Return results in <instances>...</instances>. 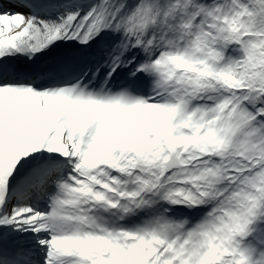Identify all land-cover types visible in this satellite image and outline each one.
<instances>
[{"label": "snow or ice", "instance_id": "obj_1", "mask_svg": "<svg viewBox=\"0 0 264 264\" xmlns=\"http://www.w3.org/2000/svg\"><path fill=\"white\" fill-rule=\"evenodd\" d=\"M0 264H264V0H0Z\"/></svg>", "mask_w": 264, "mask_h": 264}]
</instances>
